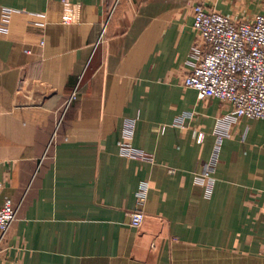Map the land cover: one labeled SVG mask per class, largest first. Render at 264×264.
Here are the masks:
<instances>
[{
  "label": "crops",
  "instance_id": "1",
  "mask_svg": "<svg viewBox=\"0 0 264 264\" xmlns=\"http://www.w3.org/2000/svg\"><path fill=\"white\" fill-rule=\"evenodd\" d=\"M199 3L264 13V0H0V18L18 10L0 32V206L19 208L0 264H264V119L229 122L230 104L184 85L206 51Z\"/></svg>",
  "mask_w": 264,
  "mask_h": 264
},
{
  "label": "built area",
  "instance_id": "2",
  "mask_svg": "<svg viewBox=\"0 0 264 264\" xmlns=\"http://www.w3.org/2000/svg\"><path fill=\"white\" fill-rule=\"evenodd\" d=\"M63 1L67 3V0ZM193 12L192 28L206 51L193 63V69L186 76L184 85L196 90L200 100L215 98L230 104L232 109L226 117L229 122L241 118L264 119V13L257 14L251 20L240 21L209 10L202 3L194 6ZM16 13L18 10L13 8H2L1 33L9 32ZM64 20L67 21L68 17L65 16ZM75 99L74 93L70 103ZM130 135L128 132L127 136ZM223 140L224 135L218 137L217 151ZM121 153L141 160H153L152 155L136 150L129 142L121 144ZM216 165L217 157H214L205 174L198 178L200 184L206 186L208 195L212 193L214 184L210 181L205 184L206 179L216 171ZM171 173L175 171L171 170ZM148 189V183L142 182L136 193L139 205L130 215V224L137 229L146 217L143 207ZM18 213L19 208L14 207L10 198H6L0 206V243L17 220Z\"/></svg>",
  "mask_w": 264,
  "mask_h": 264
}]
</instances>
